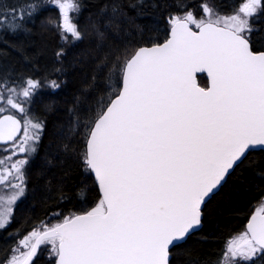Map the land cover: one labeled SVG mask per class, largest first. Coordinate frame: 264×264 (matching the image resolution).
I'll list each match as a JSON object with an SVG mask.
<instances>
[{
  "label": "snow or ice",
  "instance_id": "6c2138e0",
  "mask_svg": "<svg viewBox=\"0 0 264 264\" xmlns=\"http://www.w3.org/2000/svg\"><path fill=\"white\" fill-rule=\"evenodd\" d=\"M64 31L77 38L70 23L73 4L57 0ZM264 12V0H247L240 14L221 16L207 3L202 17L191 11L170 17V37L141 47L123 65L119 93L94 116L85 162L98 180L102 198L84 214L33 230L19 241L7 264H32L41 244H50L56 264H169L178 245L202 222V205L248 155L264 150V51L253 50L250 20ZM25 12L0 14V24L18 27ZM205 73L207 88L196 75ZM38 82L19 91L0 90L4 105L25 111ZM0 112V142L12 155L34 151L42 125ZM24 159L0 172L14 189L0 211L6 226L12 205L23 196ZM16 173L15 180L4 176ZM231 264L264 259V208L247 230L228 243Z\"/></svg>",
  "mask_w": 264,
  "mask_h": 264
},
{
  "label": "trees",
  "instance_id": "16d2710c",
  "mask_svg": "<svg viewBox=\"0 0 264 264\" xmlns=\"http://www.w3.org/2000/svg\"><path fill=\"white\" fill-rule=\"evenodd\" d=\"M49 1L0 0V14L29 13L15 30L0 24V84L38 82L30 104L43 129L26 169L24 194L0 229V264L33 230L98 205L101 195L85 162L87 138L95 114L119 93L126 61L139 48L166 40L170 17L188 11L202 17L205 3L229 16L246 0H74L71 20L79 38L64 31ZM252 23L253 50L264 51V12ZM199 82L207 86L205 76ZM263 200L264 151H252L205 204L202 228L172 248L170 264H231L225 249L246 231ZM55 259V253L39 250L32 264Z\"/></svg>",
  "mask_w": 264,
  "mask_h": 264
},
{
  "label": "rangeland",
  "instance_id": "374dc122",
  "mask_svg": "<svg viewBox=\"0 0 264 264\" xmlns=\"http://www.w3.org/2000/svg\"><path fill=\"white\" fill-rule=\"evenodd\" d=\"M66 2L73 4V9H72V10L69 12V14H68V15H69L70 23L73 24V23H72V20H71V15H72V13L76 10V5H75L74 0H66ZM245 3H247V0L245 1ZM245 3H244V4H245ZM49 4L52 5L53 7H55V8L58 10L59 15H60L61 24H62V22H63L62 10L59 8L58 3H57V0H50V1H49ZM244 4H243V5H244ZM243 5L241 6V8L243 7ZM235 14H240V13H239V11H238V12L235 13ZM221 16H223V15H221ZM229 16H230V15H229ZM255 16H256V15H255ZM255 16H253V17H255ZM225 17H226V16H225ZM253 17H252L251 20H250V23H251L252 27H253V23H252V19H253ZM73 25H74V24H73ZM74 26H75V25H74ZM74 37H75V36H74ZM75 38H77V37H75ZM0 85H1V86H0V90H3V89L5 88V86H7V82L2 83V84H0ZM24 86H25V85L21 84V85H19V87H17L16 85H14L13 87H15V88L19 91V90L22 89ZM31 98H32V96H31ZM31 98H30V99H31ZM18 99H19V102L22 103V104L24 105L25 111H24L23 113H20V112H18L17 110L12 109V108H10V107L7 106V105H4L3 108L0 109V112H2L3 114H5V113H11V114H15V115H17L16 112H18L19 115L21 116V118L23 119V123H24V126H25L24 131L27 129L28 132H29V135H31V131H32V130L30 129V127L28 126V124L26 123V121H28V120L37 121V120H35V118H34L33 115H32L30 99H28V100H25V99H23V98H18ZM40 133H41V130L39 131V137H40ZM22 139H23V137H22ZM22 139H21V140H22ZM38 139H39V138H38ZM29 143H30V144H31V143H34V147H35V150H34V151H30V152H27V153H26V154H28V157L30 158L31 156H33V154H34L35 151H36V148H37V145H38V140H36L35 142L29 141ZM6 148H10V147H6ZM6 148H0V172H2L3 169H7V168H9V167H10V164H11L12 161H14V160H19V154L12 155L11 158H9V151H6V150H5ZM21 154H22V153H20V155H21ZM27 166H28V163L22 167V175H23L24 191H25V180H26L25 177H26V169H27ZM15 176H16V173L13 172L11 175L8 176V178H9V177H10V178H9L7 181H13V182H14V180H15ZM13 191H14V189L10 188V187L8 186V184H6V183H4V182H1V183H0V211H3V209H4L5 207H8V205H6V204L4 203V201H5V199H6L8 196L12 195ZM20 199H21V197H20V198L14 203V205L11 206V207H12V211H13V208H14L15 204H16ZM262 208H264V200H263L260 204L257 205V207L255 208V213L258 212V211H260ZM11 213H12V212H11ZM10 216H11V214H10ZM8 222H9V221H8ZM7 224H8V223H7ZM7 224H6V225H7ZM3 228H4V227H3ZM0 229H2V228H0ZM238 236H239V235H238ZM238 236H236V237L233 238V239H236ZM233 239H232V240H233ZM232 240H231V241H232ZM41 246H42V249H40V251H43V252H47V251H49V253H50V252H51V253H55V252L53 251L52 246H51L50 244L44 243V244H42Z\"/></svg>",
  "mask_w": 264,
  "mask_h": 264
},
{
  "label": "water",
  "instance_id": "95a60500",
  "mask_svg": "<svg viewBox=\"0 0 264 264\" xmlns=\"http://www.w3.org/2000/svg\"><path fill=\"white\" fill-rule=\"evenodd\" d=\"M171 29V28H170ZM170 37V31H169V34H168V38ZM167 38V39H168ZM167 39L165 40V41H163L162 43H160V44H163V43H165L166 41H167ZM155 45H158V44H155ZM155 45H152V46H146V47H153V46H155ZM201 76H205L206 77V79H207V82H208V85H207V87L209 86V78L207 77V75L205 74V73H198L197 75H196V82H197V85L199 86V87H203V86H201L200 84H199V77H201ZM207 87H203V88H207ZM16 117V116H15ZM17 119H19L18 117H16ZM20 120V119H19ZM22 130H23V126H22V122H21V128H20V132L22 133ZM20 136V135H19ZM19 136L17 137V139L19 138ZM0 146H5V144H3L2 142H0ZM260 149H256V150H254V151H259ZM264 151V150H263ZM86 152H87V145H86ZM89 168V167H88ZM89 170H90V172H91V174H92V176H93V178H94V180H95V182H96V184H97V186H98V189H99V192H100V195H101V198H102V192H101V189H100V187H99V183H98V180L96 179V177H95V174L91 171V169L89 168ZM233 172V171H232ZM231 172V173H232ZM230 173V174H231ZM229 174V175H230ZM229 175L226 177V179H225V181L224 182H222V185L219 187V189L224 185V183L227 181V179H228V177H229ZM219 189L216 191V193L219 191ZM215 193V194H216ZM211 199V198H210ZM210 199H206V201H205V203L202 205V220H203V209H204V207H205V204L210 200ZM257 213V212H256ZM256 213H254V214H256ZM253 214V215H254ZM252 217V216H251ZM251 217H250V219H251ZM250 219H249V221H250ZM249 221H248V223H249ZM247 223V224H248ZM202 228V222H201V224H200V226L198 227V228H196L194 231H192L183 241H181L179 244H182V243H184L186 240H187V238L190 236V235H192L193 233H195V232H197V231H199L200 229ZM246 230H247V225H246ZM178 244V245H179ZM41 246V245H40ZM40 246L38 247V249H37V253H36V255L33 257V259H32V262H33V260L35 259V257L37 256V254H38V251H39V248H40ZM175 246H177V245H173V246H170V249H169V252L172 250V248L173 247H175ZM170 260H171V253H170V255H169V264H170ZM56 261H57V257H56V259H55V264H56Z\"/></svg>",
  "mask_w": 264,
  "mask_h": 264
},
{
  "label": "flooded vegetation",
  "instance_id": "af4514ba",
  "mask_svg": "<svg viewBox=\"0 0 264 264\" xmlns=\"http://www.w3.org/2000/svg\"><path fill=\"white\" fill-rule=\"evenodd\" d=\"M257 15V14H256ZM17 116L19 117V119L21 120L22 124H23V130H22V133L21 135L19 136V138L17 139V141H20L23 137V132H24V129H25V126H24V123H23V119L21 118V116L19 115V113L17 112ZM36 120V119H35ZM42 132H43V129L41 128V133H40V137L38 139V144L40 142V138H41V135H42ZM6 147H10V145H5V146H0V148H6ZM34 155V154H33ZM33 158V156H31L30 158L28 157V154L26 153H22L21 155L19 154V159H24L26 161V163L24 165H26L27 163L29 164L31 159ZM23 165V166H24ZM13 173V172H12ZM11 173V174H12ZM9 175H6L4 176V180L7 181L9 178H8ZM3 182V181H0V183Z\"/></svg>",
  "mask_w": 264,
  "mask_h": 264
}]
</instances>
